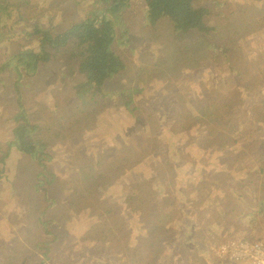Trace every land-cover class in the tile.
<instances>
[{
	"label": "rangeland",
	"instance_id": "rangeland-1",
	"mask_svg": "<svg viewBox=\"0 0 264 264\" xmlns=\"http://www.w3.org/2000/svg\"><path fill=\"white\" fill-rule=\"evenodd\" d=\"M15 2L32 27L59 33L94 4ZM197 5L227 19L213 35L182 39L166 26L145 31V3H129L117 25L126 71L105 86L119 95L105 103L82 104L71 64L53 52L33 77L20 72L22 88L16 73L0 77V264H231L223 247L264 243V0ZM5 36L0 61L36 49ZM132 87L143 91L134 98ZM17 92L49 145L47 169L9 147ZM41 219L54 224L45 236Z\"/></svg>",
	"mask_w": 264,
	"mask_h": 264
},
{
	"label": "trees",
	"instance_id": "trees-1",
	"mask_svg": "<svg viewBox=\"0 0 264 264\" xmlns=\"http://www.w3.org/2000/svg\"><path fill=\"white\" fill-rule=\"evenodd\" d=\"M131 1L134 0H94L92 8L80 23L59 33L54 25L46 28L38 23L32 27V20H29L26 15L14 13L20 4L15 0H0V35L11 36L5 42L10 46L25 47L30 40V43L36 48L15 53L14 56L0 61V77L6 76L8 72L16 73L19 80L16 81L15 87L22 88L25 77L22 74L23 80H21L20 72L24 70L28 77H33L39 70V65L48 62L53 56L51 53L53 52L56 55H65L66 61L71 64L67 77L79 79V83L74 89L77 94L76 98L82 104L105 103L109 99L106 97L119 96L117 93L106 92L105 86L107 83L121 78L126 70V64L116 49L117 45L125 47L123 41L127 38V33L123 31V37L118 38L117 25L120 23L123 13L128 10ZM139 1L144 2L146 6L144 30L148 33L166 26L167 29L170 27L173 30L177 38L182 39H188L191 31L195 30L213 35L221 29L222 23L227 19V15L221 13L218 17L210 7H199L198 0ZM241 22L245 24L243 19ZM236 24L235 21L228 20L227 28L237 26ZM12 32H15L16 35H12ZM1 50L0 47V59L6 56ZM216 58L217 56L214 57L215 60ZM4 82V80H0V87H7ZM18 92L16 93L18 112L14 118L17 126L13 128L14 144L10 142L9 147L15 146L20 154L32 156L37 164H42V167L47 169L54 158L48 152L49 145L44 144L37 137L41 128L31 124L28 120L25 103L19 97ZM121 104L127 103L122 101ZM5 160V156L1 157L0 164ZM3 174L4 169L1 165L0 178ZM252 183H256V181L253 180ZM41 220V234L45 236L49 234L45 230L53 227L54 224L49 223V219L47 222ZM57 240L54 238V241ZM46 253L48 254V252ZM42 264L48 263L43 261Z\"/></svg>",
	"mask_w": 264,
	"mask_h": 264
},
{
	"label": "built area",
	"instance_id": "built-area-1",
	"mask_svg": "<svg viewBox=\"0 0 264 264\" xmlns=\"http://www.w3.org/2000/svg\"><path fill=\"white\" fill-rule=\"evenodd\" d=\"M223 255L230 257L231 264H264V243L240 240L223 247Z\"/></svg>",
	"mask_w": 264,
	"mask_h": 264
},
{
	"label": "crops",
	"instance_id": "crops-1",
	"mask_svg": "<svg viewBox=\"0 0 264 264\" xmlns=\"http://www.w3.org/2000/svg\"><path fill=\"white\" fill-rule=\"evenodd\" d=\"M234 27H237V26H234ZM229 56H231L230 53H229ZM225 59L228 61V58H227V57H226ZM125 71H126V70H125ZM128 71H129V70H128ZM124 73H125V72H124ZM123 75H124V74H123ZM230 75H231L230 72H229V73L227 72V77L225 78L223 84L220 85V86H218V89H217L216 92L219 94L218 91L221 90V94H219V98H221V96L223 95V93H224L227 89L230 88V86H229ZM261 79H263V77H262V75H261V73H260V74H258V75H256V76L252 77L250 80H261ZM250 80H249V82H250ZM214 81L217 82L218 79L216 78ZM185 90H186V88L183 87V89H180V90H179V93L182 94V95L184 96V92H185ZM223 90H225V91H223ZM142 91H143V90H142V89H139V87H132L131 91H129V92L133 93V97L135 98V97H137V95H138L139 93H141ZM200 94H201V93H200ZM182 99L185 100V97L182 98ZM124 102H125V101H124ZM158 109H159L162 113L168 111V109L165 108V106H158ZM137 110H140V109H137ZM141 111H144V110L141 109ZM198 236H200V235L198 234Z\"/></svg>",
	"mask_w": 264,
	"mask_h": 264
}]
</instances>
